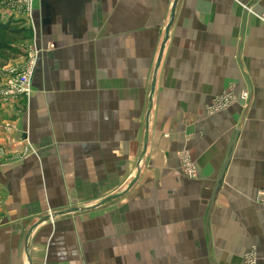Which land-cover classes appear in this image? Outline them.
<instances>
[{"label":"crops","instance_id":"1","mask_svg":"<svg viewBox=\"0 0 264 264\" xmlns=\"http://www.w3.org/2000/svg\"><path fill=\"white\" fill-rule=\"evenodd\" d=\"M172 6L34 1L33 92L0 104V264L264 251V0H178L171 18ZM229 87L249 103L207 114Z\"/></svg>","mask_w":264,"mask_h":264},{"label":"built area","instance_id":"2","mask_svg":"<svg viewBox=\"0 0 264 264\" xmlns=\"http://www.w3.org/2000/svg\"><path fill=\"white\" fill-rule=\"evenodd\" d=\"M32 0H11L6 3V10L9 14L23 17L29 24L32 19ZM246 9L250 10L247 6ZM257 18L264 23V10L256 14ZM32 28V26H31ZM38 49L32 45L27 44L25 47V54L18 58L16 62L7 64L0 68V104L8 105L19 101L24 98L29 100L32 95L31 78L33 76L35 64L38 56ZM251 97V91L244 88L239 91H235L233 87H229L222 93L213 96L209 104L206 105L205 111L209 115L216 114L231 107L235 103H241L247 105ZM5 130H12L14 126L10 123L3 125ZM182 168L188 176L195 175V167L190 160L187 152L182 156ZM258 203L264 207V190H260L256 194ZM262 259L264 262V251L259 254L257 248L252 246L247 250L242 257V264H258V261Z\"/></svg>","mask_w":264,"mask_h":264},{"label":"trees","instance_id":"3","mask_svg":"<svg viewBox=\"0 0 264 264\" xmlns=\"http://www.w3.org/2000/svg\"><path fill=\"white\" fill-rule=\"evenodd\" d=\"M33 30L23 17L0 12V68L25 54L23 43L31 40Z\"/></svg>","mask_w":264,"mask_h":264},{"label":"rangeland","instance_id":"4","mask_svg":"<svg viewBox=\"0 0 264 264\" xmlns=\"http://www.w3.org/2000/svg\"><path fill=\"white\" fill-rule=\"evenodd\" d=\"M8 1H11V0H0V12H1V14L3 15V14H9V12H7V8L5 7L6 6V3H8ZM34 1L35 0H32V2H31V4H32V8H33V6H34ZM33 10V9H32ZM26 21V20H25ZM26 22H28V21H26ZM29 24H30V22H29ZM28 42H29V40L28 41H26L25 43H23V49H24V51H25V47L27 46V44H28ZM243 257V256H242Z\"/></svg>","mask_w":264,"mask_h":264},{"label":"water","instance_id":"5","mask_svg":"<svg viewBox=\"0 0 264 264\" xmlns=\"http://www.w3.org/2000/svg\"><path fill=\"white\" fill-rule=\"evenodd\" d=\"M177 1H178V0H173V6H172V16H171V18H173V10H174V6H175V4L177 3Z\"/></svg>","mask_w":264,"mask_h":264}]
</instances>
